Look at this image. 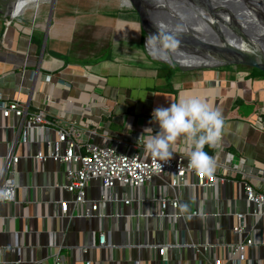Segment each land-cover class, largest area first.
<instances>
[{
	"label": "crops",
	"instance_id": "crops-1",
	"mask_svg": "<svg viewBox=\"0 0 264 264\" xmlns=\"http://www.w3.org/2000/svg\"><path fill=\"white\" fill-rule=\"evenodd\" d=\"M100 2L57 0L51 23L48 2L30 5L6 20L0 9V92L25 102L31 111L66 113L84 129L86 140L129 153L145 152L139 137L148 134V127L152 134L158 130L152 118L156 107L198 96L224 120L220 141L203 150L243 169L250 181L264 188V75L242 66L188 69L156 64L145 54L150 45L139 41L143 31L134 9L121 5V0H109L103 8ZM118 15L131 24L124 25L129 31L119 38ZM101 30L110 36L102 40L107 42L106 54L96 56L88 47ZM134 36L139 43L136 52ZM23 122L20 117L0 116V168L10 144L15 143L14 154L20 157L16 201L0 203V264H53L55 254L64 264H212L196 255L195 245L240 241L233 231L238 223L234 214L248 210L240 172L234 181L207 191L168 188L171 174L158 175L140 187L117 184L112 199L102 202L95 215L82 216L83 209L72 202L74 194L65 188L68 165L35 157L56 146L65 149L57 145L56 130L24 129ZM181 151L188 153L178 139L173 152ZM102 192L99 179L90 181L89 200H99ZM166 192L179 196L180 207L169 206L160 217L156 214ZM61 201L69 202L67 215ZM200 209L206 215H192ZM246 221L251 230L254 222L249 216ZM102 233L107 245L100 244ZM164 246L161 255L158 248ZM228 251V246H220L213 256L233 264ZM246 256L242 264H264V245L249 247Z\"/></svg>",
	"mask_w": 264,
	"mask_h": 264
},
{
	"label": "built area",
	"instance_id": "built-area-1",
	"mask_svg": "<svg viewBox=\"0 0 264 264\" xmlns=\"http://www.w3.org/2000/svg\"><path fill=\"white\" fill-rule=\"evenodd\" d=\"M13 18V17H11ZM12 20H7V26L11 25ZM65 112V111H64ZM0 116H16L23 119L20 125L24 129H46L52 127L57 132V145L64 144L63 151L51 150L47 155L39 152L35 157L39 160L53 159L55 161L67 164L66 175L69 183L65 188L74 194L73 204L77 208H82L79 213L82 216L91 217L95 215L100 204L112 199V191L117 184L125 186L140 187L150 183L158 175L171 174V180L168 182V188L182 186L198 187L202 190H210L219 184L234 181L237 172L242 174V182L245 191V198L248 204L247 211H238L234 215L238 223L233 226V231L240 235L238 243H202L195 245L196 255L210 261L212 264H224V259L213 256L216 249L220 246H228L227 258L233 264H242L246 259V251L249 247L264 245V225L257 224L264 222V188H260L258 183L248 179V174L241 168H236L227 162L214 160V166L211 172L194 171L188 164V153L173 152V157L168 162H159L154 158L146 156L145 152L129 153L119 150L117 147L99 145L90 142L84 138L85 131L75 120L68 117L66 113H57L51 115L46 109H37L31 111L29 105L17 98H9L0 92ZM15 143L10 144L8 154L3 157V166L0 168V187L10 186L13 189V198L0 203L15 202L17 194V182L15 178L16 165L20 160L19 155L14 154ZM194 175L193 180L189 176ZM99 179L102 185V196L99 200H89L87 198V187L90 181ZM259 179V178H258ZM126 199L125 203L130 204ZM159 211L156 215L163 217L169 206L176 210L180 207L179 196L171 197L167 192L160 199ZM61 211L64 215L69 212V202H60ZM175 216L180 214L175 213ZM192 215H206L203 209L192 212ZM157 216V217H158ZM250 217L254 222L251 230H248L246 217ZM246 234V236H244ZM107 235H100V244H108ZM110 244V243H109ZM153 246V245H152ZM166 246V245H165ZM165 246L159 247L161 255L165 253ZM157 247V245L153 246ZM212 254V256H211ZM53 264H64L59 254L54 255ZM86 264H91L87 262Z\"/></svg>",
	"mask_w": 264,
	"mask_h": 264
},
{
	"label": "water",
	"instance_id": "water-1",
	"mask_svg": "<svg viewBox=\"0 0 264 264\" xmlns=\"http://www.w3.org/2000/svg\"><path fill=\"white\" fill-rule=\"evenodd\" d=\"M127 1L139 17L145 44L149 40L164 47L173 46L209 55L215 63L188 66L176 59L159 61L173 68L245 66L264 72V0ZM40 2L51 5V23L57 0H18V14ZM11 10L12 7L7 15L14 18ZM260 222L264 223L263 220Z\"/></svg>",
	"mask_w": 264,
	"mask_h": 264
},
{
	"label": "clouds",
	"instance_id": "clouds-1",
	"mask_svg": "<svg viewBox=\"0 0 264 264\" xmlns=\"http://www.w3.org/2000/svg\"><path fill=\"white\" fill-rule=\"evenodd\" d=\"M149 43L152 41L146 40V44ZM152 118L158 126L156 133L152 134V128L148 127L144 130L148 134L139 137L147 156L168 162L173 157L174 142L180 139L188 149L189 167L197 172L212 171L214 160L203 149L205 145L215 146L220 141L224 120L219 110L198 96H190L167 107H156ZM12 198V187H0V201Z\"/></svg>",
	"mask_w": 264,
	"mask_h": 264
},
{
	"label": "bare ground",
	"instance_id": "bare-ground-1",
	"mask_svg": "<svg viewBox=\"0 0 264 264\" xmlns=\"http://www.w3.org/2000/svg\"><path fill=\"white\" fill-rule=\"evenodd\" d=\"M121 5L128 6V1L121 0ZM19 11H20V6L18 3V0H16L12 6L11 14L15 17L16 15H18ZM33 13H36V12H33ZM133 14L137 15L135 12H133ZM247 24L249 25L250 23H247ZM257 29H260V27H257ZM149 45H150V49L148 50V47L146 48L148 51L147 54L153 61L161 60L165 62H172L174 59L176 60L178 59L183 65H188V66L190 65H212L215 63L213 59L209 58L210 57L209 55L206 56L202 54H196L189 50L179 49L173 46L164 47L161 44H156V43H149Z\"/></svg>",
	"mask_w": 264,
	"mask_h": 264
},
{
	"label": "rangeland",
	"instance_id": "rangeland-1",
	"mask_svg": "<svg viewBox=\"0 0 264 264\" xmlns=\"http://www.w3.org/2000/svg\"><path fill=\"white\" fill-rule=\"evenodd\" d=\"M15 1L16 0H0V9L2 10V16H3L1 18L5 19V20L8 19V18L11 19V17L9 15H7V12L11 9V7L13 6V4H14ZM108 2H109V0H105V1L104 0H101L100 3H101L102 8H103L104 3L107 4ZM109 7L112 9L113 8V4H111ZM125 10H126V8L122 7V12L123 13L125 12ZM134 16H135V19H137V15L134 14ZM117 20H118V23H121V24H119L120 27L118 26L119 27V30H117V32H118L117 33V37L118 38L119 37H124V33H125L126 29H127V32H128L129 31L128 28L130 27L131 24H128V22H125V21L123 22V19H119V15L117 16ZM116 23H117V21H116ZM124 25L125 26H129V27L128 28H125ZM115 26L117 28V24ZM135 27H138V24L134 23V29H135ZM138 29H139V27H138ZM138 32H141V30L139 29ZM109 36L110 35L105 30H101L100 32L97 33V38L98 39L96 38V36H94V37L92 36L94 38L93 39L94 41L92 40L93 42H91V44L89 43V45H92V47H88V48L94 50V55H96V56H104L106 54V51L105 50H106V44H107V42L106 41H102V40H107ZM128 36H129V34L126 35V37H128ZM135 36L133 38L134 39V43H133V45H134V52H136L138 50L137 44H139L138 43V39ZM144 36L145 35L143 33L142 39L139 40L140 43H142L143 46H145ZM81 37H83V35H81ZM87 38H89V37H87ZM120 46H122V45H120ZM84 49H86V47ZM149 49H150V46H148V50ZM147 53H148V51L146 49L145 50V54H147ZM154 61H155L156 64H160V65H163V66H170L167 63H163V62H161L159 60H154ZM242 67L243 68H247V67H244V66H242ZM198 69H200V68H198ZM257 73H260V74L264 75L262 72H258L257 71Z\"/></svg>",
	"mask_w": 264,
	"mask_h": 264
},
{
	"label": "trees",
	"instance_id": "trees-1",
	"mask_svg": "<svg viewBox=\"0 0 264 264\" xmlns=\"http://www.w3.org/2000/svg\"><path fill=\"white\" fill-rule=\"evenodd\" d=\"M252 70H253V72H255V73H257V71L258 72H262V71H260V70H258V69H256V68H252ZM263 74H264V72H262Z\"/></svg>",
	"mask_w": 264,
	"mask_h": 264
}]
</instances>
